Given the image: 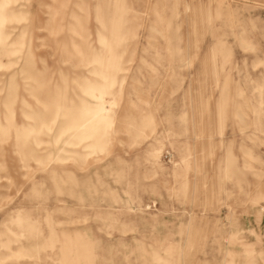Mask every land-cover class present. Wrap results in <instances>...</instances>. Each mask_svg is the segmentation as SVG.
I'll list each match as a JSON object with an SVG mask.
<instances>
[{"label":"rangeland","instance_id":"374dc122","mask_svg":"<svg viewBox=\"0 0 264 264\" xmlns=\"http://www.w3.org/2000/svg\"><path fill=\"white\" fill-rule=\"evenodd\" d=\"M0 264H264V0H0Z\"/></svg>","mask_w":264,"mask_h":264}]
</instances>
